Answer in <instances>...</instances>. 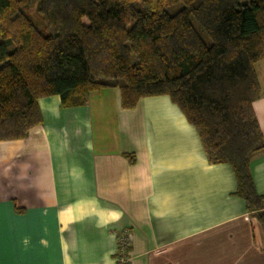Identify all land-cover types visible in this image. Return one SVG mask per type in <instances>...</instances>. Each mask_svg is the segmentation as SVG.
I'll return each mask as SVG.
<instances>
[{
  "label": "crops",
  "instance_id": "0c3cea01",
  "mask_svg": "<svg viewBox=\"0 0 264 264\" xmlns=\"http://www.w3.org/2000/svg\"><path fill=\"white\" fill-rule=\"evenodd\" d=\"M261 96L254 104L264 135ZM43 124L0 142V264H264V229L236 196L229 165H212L168 97L121 107L119 89L63 109L39 101ZM264 196V153L252 164Z\"/></svg>",
  "mask_w": 264,
  "mask_h": 264
},
{
  "label": "trees",
  "instance_id": "16d2710c",
  "mask_svg": "<svg viewBox=\"0 0 264 264\" xmlns=\"http://www.w3.org/2000/svg\"><path fill=\"white\" fill-rule=\"evenodd\" d=\"M263 60L264 0H0V142L42 126L43 99L74 109L119 89L122 109L132 111L142 99L168 97L209 163L231 167L236 196L264 229L252 175L264 153L254 111Z\"/></svg>",
  "mask_w": 264,
  "mask_h": 264
},
{
  "label": "built area",
  "instance_id": "2783aa9c",
  "mask_svg": "<svg viewBox=\"0 0 264 264\" xmlns=\"http://www.w3.org/2000/svg\"><path fill=\"white\" fill-rule=\"evenodd\" d=\"M119 244H120V247H121V250H120L121 255H123L119 261H120L121 264H127V263H129V258H127V257L125 256V251H126L129 247H131V243H130V238H129V236L123 237V238L120 240Z\"/></svg>",
  "mask_w": 264,
  "mask_h": 264
},
{
  "label": "rangeland",
  "instance_id": "374dc122",
  "mask_svg": "<svg viewBox=\"0 0 264 264\" xmlns=\"http://www.w3.org/2000/svg\"><path fill=\"white\" fill-rule=\"evenodd\" d=\"M52 34V33H51Z\"/></svg>",
  "mask_w": 264,
  "mask_h": 264
}]
</instances>
